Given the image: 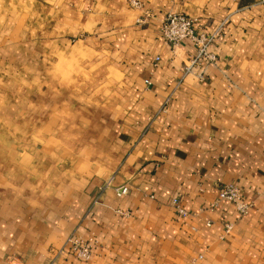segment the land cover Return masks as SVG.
Here are the masks:
<instances>
[{
	"label": "crops",
	"instance_id": "1",
	"mask_svg": "<svg viewBox=\"0 0 264 264\" xmlns=\"http://www.w3.org/2000/svg\"><path fill=\"white\" fill-rule=\"evenodd\" d=\"M137 1L0 0V66L24 83L0 99V264H264V2ZM168 12L214 34L213 61L184 70ZM223 183L242 215L209 207Z\"/></svg>",
	"mask_w": 264,
	"mask_h": 264
},
{
	"label": "built area",
	"instance_id": "2",
	"mask_svg": "<svg viewBox=\"0 0 264 264\" xmlns=\"http://www.w3.org/2000/svg\"><path fill=\"white\" fill-rule=\"evenodd\" d=\"M257 2H264V0H257ZM128 3L133 7H139L140 3L137 0H128ZM145 13L143 17H147ZM193 19L189 16L177 12L166 13L159 27V33L162 39L167 42L171 48L176 47L181 41L188 40L195 47L194 55L187 59V63L183 67L184 70H188L191 65L197 63L200 60L213 61L214 55L208 50V46L213 40V33H202L193 31ZM157 59V57H155ZM147 82V80H145ZM127 192V186L121 185L114 188V193L120 196ZM224 200L233 205L237 213L242 215L245 213L248 204L242 200L240 190L233 183H223L217 190L216 199L209 204L211 208L216 204V201ZM170 203L175 213L180 217L187 215L186 210L180 205L179 200L172 198ZM231 227V223H223V234L228 233ZM65 244L67 251L70 252L75 258L80 260H87L94 247V240L92 238L83 239L78 235L71 234L66 240Z\"/></svg>",
	"mask_w": 264,
	"mask_h": 264
},
{
	"label": "rangeland",
	"instance_id": "3",
	"mask_svg": "<svg viewBox=\"0 0 264 264\" xmlns=\"http://www.w3.org/2000/svg\"><path fill=\"white\" fill-rule=\"evenodd\" d=\"M9 69L10 68H5L4 66H0V99H2V98H6V96H5V94L7 93V91L9 90V89H12V88H15L16 86L18 87V88H20V87H23L24 86V83L22 82V81H18V80H16V81H11V80H13V79H9ZM66 70L64 71L66 74H65V76L67 77V76H71L72 78H73V76H74V72L72 71V69H71V74H70V72L68 71V67L66 66V68H65ZM55 70H56V68H55ZM63 71V70H62ZM72 78H70L69 79V81H67V82H70L71 84H69L68 86H73V79ZM15 83V84H14ZM42 87V86H41ZM7 99V98H6Z\"/></svg>",
	"mask_w": 264,
	"mask_h": 264
}]
</instances>
